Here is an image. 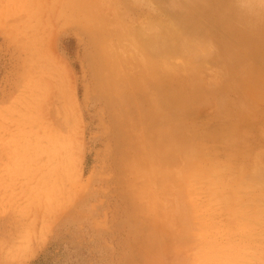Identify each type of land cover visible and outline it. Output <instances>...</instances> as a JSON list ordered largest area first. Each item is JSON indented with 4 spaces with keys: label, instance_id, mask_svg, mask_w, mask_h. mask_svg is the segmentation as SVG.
Instances as JSON below:
<instances>
[{
    "label": "rangeland",
    "instance_id": "374dc122",
    "mask_svg": "<svg viewBox=\"0 0 264 264\" xmlns=\"http://www.w3.org/2000/svg\"><path fill=\"white\" fill-rule=\"evenodd\" d=\"M60 1L67 3L0 0V264H263L264 198L262 203L255 198L258 193L264 196V184L246 191L237 188L253 200L229 205L223 198L229 189L213 191L211 186H216L211 185V179L201 176L191 181L188 190L184 188L186 195L191 193L187 196V215L181 209L177 211L180 199L176 186L164 193L165 181L162 185L156 181L155 187L144 190L150 183L146 171L141 167L139 173L135 172L117 151L114 117L120 111L111 105L109 92L102 89V72L96 59L98 33L85 27L83 17L71 18L67 10L61 13L66 4ZM231 4L240 17L249 13L250 20L232 22L223 18L224 14L206 0H105L103 5L104 18L118 21L123 32L153 22L160 25V33L166 30L165 34L184 33L188 39L200 35L210 38L209 56L201 60L176 56L168 70L172 76L167 78L166 72L159 74L154 67L157 75L152 81L159 80L162 88L156 94L163 97L168 82L176 87L182 79L187 90L191 89L188 71L193 70L190 75H194V85L204 91L198 99L189 100L193 106L188 101L191 109L185 102L184 113L171 115L177 131L172 123L165 131L172 128L169 133L180 134L174 135V141L191 137V144L184 150L194 151L203 169L210 170L216 164L219 173L226 167L219 173L226 176L221 178L223 182L248 174L258 162L264 166V10L251 0H232ZM172 11L173 15L168 13ZM190 22L196 31L188 26ZM182 63L188 67L184 69ZM140 91L137 88L133 92L132 100L139 97L137 102L148 105ZM184 129L195 133L189 132L190 136ZM169 133L166 137L171 136ZM135 151H131L132 156ZM185 156L182 151L174 162H182ZM144 196L150 198L141 200ZM250 203H254L253 208ZM176 208L178 213L171 211ZM183 220L190 229L184 232V238H176V227Z\"/></svg>",
    "mask_w": 264,
    "mask_h": 264
},
{
    "label": "bare ground",
    "instance_id": "6f19581e",
    "mask_svg": "<svg viewBox=\"0 0 264 264\" xmlns=\"http://www.w3.org/2000/svg\"><path fill=\"white\" fill-rule=\"evenodd\" d=\"M206 1L208 3H210V4H212L213 6H215V9H216V11L219 14H221V15L224 14V15H222L223 18L225 17V18L229 19L232 22L235 21V20H239V18H241L242 20L243 19L250 20L249 19V13H245L244 14L245 17H240V15H237L236 14V10L232 6V4H231L232 0H206ZM60 2H62V1H60ZM104 2H105V0L104 1L103 0H67V3L62 2V3H65L66 4V8L63 7L65 10L61 11V13L64 14L66 12V10H67L66 15H69L70 17L73 16V17L80 18V19H81V17H83L82 21H84L85 27L86 28L92 27L98 33V34H96L97 37L99 38L98 39V44L99 45H98V50H97L98 51V54L96 56V59L99 61V64H100L99 67H100V70L102 72L101 73V77H102L101 78L102 79V82H101L102 83V89L109 92V97H110V100H111V103H112L111 105H114L115 107H119L118 110L120 111V112H117V113L115 112L116 115L114 114L115 115V117H114V120H115V129H116V133H117V137H118V144H119V145H116L117 148L119 149L117 151H120V154L123 156V158H126L127 159V164L130 163L131 166L134 167L135 172L137 171L139 173V171H141V170H139V168H141V167L144 170V172L146 171L145 172L146 173V175H145L146 177L145 178L146 179L149 178V182L150 183H146L145 184L144 190L150 189L151 186L152 187H155L157 185V184H155L156 181H160V184L161 183L163 184V181H165L163 185L161 184L162 186H164V188H162V191L164 190V193L169 192L168 190H171V187L175 188V186H176L175 192L177 191L178 195H177V193H176V195L180 199L179 200L180 201L179 202L180 204L177 207H180V208H178V210H177V208L176 209H171V211L172 210L173 211H176V210L179 211V209H181V212L184 213V214H186L187 213V209H188V205H189V201H187L188 200L187 198L189 197L188 195H190L191 193H189L188 195H186V193H185L186 191H184V188L186 186V188L188 190L189 189V186H190V183H191L192 180L198 179L199 177L201 178V176H204L205 175L206 176L205 178L211 179V182H212L211 185H215L216 186L215 188H213L211 186V190L216 191V190L223 189V188L229 189V191H230L229 194H227L226 196L224 195L225 197L223 196V198H225L227 200V202L229 203V205L231 203L233 204L234 201H240V202H242L243 205H245L249 201L251 202L253 199L252 200H249L248 197H245V195H243V192L237 190V188L238 189L239 188H245V191H246V189L252 188V186L253 187L257 186L258 183H260L259 185H262L261 182L264 184V168H263L264 166L262 167L263 164L260 166L258 164L259 163L258 162L257 163V166L254 165L255 168L252 167V170L251 171H248L247 170L248 171V174L245 172V173H243V176L242 177H240L239 179H235L236 178L235 177L233 179V181L229 177L230 179H227V180H225L223 182V180L221 179L223 177L220 176L219 173L221 171L226 170V167L225 168H224V166L222 168L218 167V169L219 168L222 169V170L219 171V173H217V169L215 168L216 167L215 166L216 164L215 165L212 164L213 166L211 165V169L210 170H207L206 169V168L209 169V167H206L205 169H203L202 168L203 166L201 167L200 162L196 161L197 159H195V156L197 155L196 154L197 152L195 151V154L196 155H194V153H192L194 151H191V152L188 153L187 151L184 150V149H187L188 148L189 144H191V140H189V139H191L190 136H192L191 134H189V132H191V130L190 131H186L187 129L186 130L184 129V131H186V133L188 132V134L190 135L189 136L190 138H188V136H187L188 139L181 138L180 140L178 139L177 141H174V135L175 134L173 135V134L169 133L170 130H172L173 127L175 128V131H177L176 130L177 127L174 126L176 124L173 123L175 121L171 118V115H173L174 113L176 114L178 112H181L182 109H184L183 108L184 107L183 106L184 105L183 103L186 102V105H188V101L190 99L191 100L192 99H195L197 96H200L201 95V92L202 91H204V90H200L199 87H198V85H194L196 83L195 82V78H193L194 75H192L193 73H191V75H190V72L193 71L191 69L192 67L191 68H188L189 70L190 69L192 70V71L191 70L188 71L189 72L188 74L191 77L189 83L190 84H193V86H191L192 88L190 87L191 89H189V90H187L188 87H186L187 85H185L186 82L184 80H182L181 77H180V79H181L180 86L174 87V86L171 85L170 82H168V85H166V88L163 87V89L165 91V95L163 97H161V96L159 97L158 95H160V93L157 95L156 92L159 89L162 88L161 87L162 85L160 84L159 80L152 81V78L156 77V75H157V72L154 71V67L157 68V71H158L159 74L166 72L165 75H167V78H169L170 76H172V72H169L168 70L171 69L170 65L172 63L173 58L176 57V56H178L180 58H184L186 60H190V59L191 60H201V58H206L207 56H209L210 55V52H212L211 49H210L212 47L211 46H208L209 45L208 42L211 41V40H209L210 38L207 35H205L202 38L201 35H200L199 37L198 36H192L191 39H188V38H184V35H183L184 33L180 34V33H175L174 32V34H171V33H169V35L168 34H165V31L166 30L165 31L163 30L164 33L163 32L160 33L158 31L160 25L157 24L158 25L157 26L156 23L153 24V22L151 23L149 20L148 21L151 23V25H146V23H145L141 27H138L136 29V31H128V30H130V29H128V30H125V32H123V26L118 21H115L113 23L112 20L110 21V20H107L106 18H104V6H103L104 5ZM182 2H183V0H182ZM251 3L254 4L255 7L258 6L259 9H263L264 10V0H251ZM62 5L63 4H61V8H62ZM105 5H106V3H105ZM191 8H193V7H191ZM53 9L54 8H52V10ZM251 9H252V7H251ZM58 11H59V9H58ZM220 12H223V13H220ZM168 13L171 14V15H173V11H172V13H170V12H168ZM188 13H190V12H188ZM193 13H192V15H193ZM177 14L178 13H176L175 15H177ZM171 15H170V17H172ZM180 15L182 16V14H180ZM61 16H62V14H61ZM188 16H189V14H188ZM193 16H195V15H193ZM168 17H169V15H168ZM175 17L177 18V16H175ZM175 17H173L172 19H174ZM48 18L49 17L47 16L46 19H48ZM38 20H39V18H38ZM181 20L179 22L180 24H181ZM220 20H222V19H219V21ZM48 21H49V19H48ZM155 21H157V19ZM182 21L184 22V19ZM186 21H187V19H185V23H186ZM188 21H190V20H188ZM193 21H195V20L193 19ZM165 22H166V20H165ZM192 22L187 23V24H189L188 26H190V24H193ZM181 26H182V24H181ZM188 26H187V28H188ZM192 26L193 25H191L190 28L194 29L195 27H192ZM41 27H43V26H41ZM77 27H79V26H77ZM125 27H127V26H125ZM170 27H168V28L171 31ZM198 27H197V29L200 28V27L199 28ZM160 29H161V27H160ZM235 29L237 30V28H235ZM194 30L196 31V29H194ZM227 30L228 29H226V31ZM236 30H235V34H237L236 33ZM189 31H190V33H192L191 30H189ZM197 31H200V29L197 30ZM186 32H188V30H186ZM199 33L200 32H198V34ZM230 33H234V30H231ZM194 34L195 33H193V35ZM239 34H241V33H239ZM187 37H189V36H187ZM175 42L177 43V47L175 49H173V45H174L173 43H175ZM239 44H242V43H239ZM169 46H171V47H169ZM244 46H245V44H244ZM244 46H242V47L243 48H246ZM203 52H204V54H203ZM207 53H209V55ZM258 54L259 53H257V55ZM176 59H177V57H176ZM240 62L242 64V61H240ZM182 65H183L182 67L184 69H186L188 67V66L184 65L183 63H182ZM179 70H181V69H179ZM187 77L188 76H186V78ZM221 78H223V77H221ZM164 81H166V80H164ZM186 81L188 83L189 80H186ZM189 83H188V85H189ZM200 84H201V82H200ZM137 88H139L141 90L140 92H142V94L138 92L139 94H141V97H144L146 99V101L150 102V103H148V105L145 102L143 103L142 101H139V100L137 102V99L139 98L138 96H137L138 98L135 101H133L134 100L133 99V97H134L133 92L137 91ZM203 96H204V92H203ZM196 99H198V98H196ZM193 101H194L195 104L197 102H199V100H193ZM108 102H109V100H108ZM189 104L192 105L193 103H191V101H189ZM166 105H167V108H166ZM188 106L190 108V105H188ZM113 113L114 112L112 111V114ZM135 113H136V115H138V119L135 118V117H137V116H135ZM168 113H170V114L168 115ZM182 113H184V112L182 111ZM149 117H151V118L149 119ZM171 123H172V125L173 124L174 125L172 126V128L170 130L169 129L167 130L168 132H166L165 131V128L166 129L167 128H170L171 127ZM181 126H183V125H181ZM183 127L186 128L188 126H183ZM235 128H236V126H235ZM180 130H183V129L181 128ZM188 130H189V127H188ZM178 132H179V130H178ZM192 132H194V131H192ZM166 133L171 134L172 138H170L171 136L169 134L168 135L170 137L167 136L168 137L167 138L166 137ZM182 133H185V132L182 131ZM178 134H177V136L176 135L175 136L178 137ZM194 135H193V137H194ZM132 150H136L135 152H137V153L134 154V156H132V152H131ZM182 151H183L184 155H187V156H185L186 157L185 160H183L182 162H177V161L174 162L175 160L173 158H178L177 156L180 155V153ZM130 152H131V154H130ZM258 156H257V158H258ZM116 157H118V156L116 155ZM254 157H256V156H254ZM139 159H140V162L137 163V161ZM181 159H182V157H181ZM118 164H119V162L117 163V165ZM201 164H202V162H201ZM241 164H243V163H241ZM135 172H134V175H135ZM225 177L223 179H225ZM135 183H134V185L136 186ZM167 183H168V185H166ZM143 184L144 183H142V185ZM170 185H173V186H170ZM204 185H203V187H204ZM262 186H264V185H262ZM138 187H140V186H138ZM134 188H136V187H134ZM142 188L143 187H141V190H142ZM178 188H180V189H178ZM132 189L133 188L131 187V189H130L131 192H133ZM136 190H138V189H136ZM173 190L170 191V192L174 193ZM223 190L226 191V189H223ZM195 193H197V192H195ZM216 193H218V192H216ZM223 193L221 192V193H219V195L220 194H223ZM169 194L170 193H168V196H169ZM208 194H210V193H208ZM164 195L166 196V194H164ZM213 195H211V196L213 197ZM260 195L261 194L258 193L257 194V198H255V199H257L259 202L262 203V201L264 200L263 199L264 196L261 195L262 198L260 200L259 199ZM149 196H150V193H149ZM149 196H146V197L147 198H150ZM214 196L215 197H218L216 195H214ZM215 197H213V198H215ZM245 198H246V201H245ZM144 199H145V196L141 200H144ZM156 199H157V197H156ZM255 199H254L253 202H256ZM138 201H139V199H138ZM141 203H142V201H141ZM154 203H155V201H154ZM154 203H151V204H154ZM175 203L176 202L174 201V204ZM193 203H195V202H193ZM237 203H239V202H237ZM151 204L150 205L148 204V205L151 206ZM250 204H252L251 206L253 208L254 207L253 206L254 203H250ZM250 204L248 205L247 208H249ZM257 204L255 203V205H257ZM234 205H237V204H234ZM137 206H138V204H137ZM143 206L144 205H142V207H140V208H143ZM175 206H176V204H175ZM229 207L231 208V206H229ZM240 207H242V205L241 206L239 205V207H238L239 209L236 208V210L237 209L240 210ZM190 208L192 209V211L194 210L191 207V204H190ZM244 208H245V206H244ZM261 208H263V207H261ZM257 210H255V213H257L256 212ZM137 211H139V209ZM164 211H166V210H164ZM232 211H234V209ZM248 211H250V209ZM258 211H259V213H261L260 212V209ZM167 212L168 211H166L165 215L168 214ZM176 212H174V213L176 214ZM171 213H169V214H171ZM192 215H193V213H192ZM237 215H239V214H237ZM245 215H248V214H245ZM252 215H254V214L252 213L250 216H252ZM243 216H244V214H243ZM169 217L172 218V216H168V218ZM196 217H195V219H196ZM235 217H236V215H235ZM181 219H184V217L181 218ZM258 219H260V217ZM233 220H235V219H233ZM249 220H251V219H249ZM263 220H260L261 221L260 223H262ZM153 221L156 222L157 220H152V222ZM168 221H169V219H168ZM170 221L173 222V220H170ZM187 221H189V218H188ZM243 221H246V220H243ZM180 222L181 221H179V226L176 227L177 228L176 233H175V237L176 238H177V236H179L181 238H184L185 237L184 235L186 234L184 232L185 231H188L190 229V227H189V225H188L187 222L185 223V221H184V223L182 222L181 224H180ZM249 222H251V221H249ZM212 223H213V221H212ZM170 224H171V222H170ZM256 224H258V223H256ZM168 226H170V225L168 224ZM202 226L204 227V225H202ZM152 227H154V225L153 226H150L151 229H152ZM166 227H167V225H166ZM174 227L172 225V228H174ZM199 227H200V225H199ZM235 228H237V227H235ZM168 229H169V227H168ZM205 230H207V229H205ZM139 231H141V229ZM155 231H157V230H155ZM151 232H152V230H151ZM242 232H243V230H242ZM155 233H157V232H155ZM162 233H164V232H162ZM191 233H193V232H191ZM191 233L189 234V237L192 238V236H190V235H193L194 233L193 234H191ZM147 236H148V234H147ZM189 237H188V239H189ZM208 237H209V235H208ZM257 238L258 237H256V239ZM195 239L197 240V238H195ZM164 240H165V238H164ZM178 240H179V242L182 241V239H178ZM206 240L204 241V243H206ZM214 240H215V238H213L212 241H214ZM162 242H163V240H162ZM162 242H160V243H162ZM182 242H184V241H182ZM260 242L263 243V241H260ZM143 243H144V241H143ZM202 243H199V244H202ZM239 245L241 246V244H239ZM161 246H163V245L161 244ZM210 246H212V245H210ZM163 248H164V246H163ZM174 250H176V249H174ZM213 250H211V251L213 252ZM215 250H216V248H215ZM226 250H227V248H226ZM189 251L190 250L186 251V253L189 252ZM220 251H221V249H220ZM229 251H231V250H229ZM246 251H247V249H246ZM161 253H163V252L161 251ZM205 253H207V252H205ZM230 253H232V252H230ZM243 254H245V253H243ZM249 254H251V253H249ZM253 254H255V253H253ZM262 254H263V252H262ZM262 254H260V255H262ZM198 255H201V254H197V256ZM182 256L184 257V256H187V255H182ZM232 257H234V256H232ZM216 258H217V256H216ZM209 259H211V258L209 257ZM260 259H261V257H260ZM190 260L193 261V259H190ZM262 260H264V259L262 258L261 261ZM246 261H243V262H246ZM248 261L250 262V260H248ZM175 263L177 264L178 261L175 262ZM220 263H218V264H220ZM262 263H263V261H262Z\"/></svg>",
    "mask_w": 264,
    "mask_h": 264
}]
</instances>
